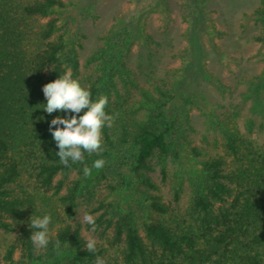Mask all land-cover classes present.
<instances>
[{
    "label": "trees",
    "instance_id": "1",
    "mask_svg": "<svg viewBox=\"0 0 264 264\" xmlns=\"http://www.w3.org/2000/svg\"><path fill=\"white\" fill-rule=\"evenodd\" d=\"M185 4L198 31L206 0ZM69 6L0 0V264H94L97 255L106 264H264L263 123L249 117L243 131L239 105H223L226 113L205 115L200 133L185 110L193 96L181 97L180 109L175 94L182 84L160 78L159 43L150 36L157 46L136 57L126 46L144 27L126 20L122 30L115 25L100 36L81 64L83 42L69 41L59 16ZM251 18L248 61H264V0ZM68 68L93 101L108 97L114 123L103 129L101 153L85 152L83 162L65 167L49 126L68 113L44 112L42 87ZM249 87L260 103L264 66ZM185 152L197 174L180 167ZM97 159L106 162L102 169L92 167ZM85 213L95 217L94 233ZM44 215L51 216L50 243L37 250L30 217ZM89 235L96 253L87 252Z\"/></svg>",
    "mask_w": 264,
    "mask_h": 264
},
{
    "label": "rangeland",
    "instance_id": "2",
    "mask_svg": "<svg viewBox=\"0 0 264 264\" xmlns=\"http://www.w3.org/2000/svg\"><path fill=\"white\" fill-rule=\"evenodd\" d=\"M63 1L73 3V7L61 10L59 16L62 25L69 29V41L83 42L81 64L91 55L100 36L115 25L116 31L122 30L121 20L135 24V28L144 27L135 29L126 47L137 57L141 49L147 52L149 47L157 46L149 45L147 40L159 43L157 55L164 64L160 78L168 83L174 82L173 78L182 84L175 94V105L180 109L183 102L178 103L179 99L193 96L194 104L185 106V110L200 133L205 115L224 114L225 107L239 105L241 115L236 120L240 128L245 131L247 119L253 117L257 123H263L258 128L259 139L264 136V92L262 101L257 103L249 90L250 80L264 66L261 60L248 61L254 53L250 42L251 14L259 0H206L201 12L205 20L198 31L192 29L196 13L186 7L185 0H161L152 10L147 5L157 0H134V4L131 0ZM168 24L172 30L167 35V28H171ZM82 32L86 38H82ZM150 36L153 40H149ZM182 155L185 163L180 167L193 169L197 174V166L187 162V152ZM8 238L11 240L13 236Z\"/></svg>",
    "mask_w": 264,
    "mask_h": 264
},
{
    "label": "clouds",
    "instance_id": "3",
    "mask_svg": "<svg viewBox=\"0 0 264 264\" xmlns=\"http://www.w3.org/2000/svg\"><path fill=\"white\" fill-rule=\"evenodd\" d=\"M42 92L47 101L44 104V112L49 115L55 112L68 113L67 116H56L50 121L49 126L51 136L59 149L56 155L60 163L68 167L70 161L83 162L85 152L89 155L101 153L103 129L105 126L111 128L114 123V116L108 115L105 111L109 103L108 97L101 95L93 101L91 92L83 87L78 79L73 78L71 68L55 81L45 84ZM105 163L103 159H97L92 167L99 170ZM83 172L87 177L92 174V169L85 166ZM82 220L83 223L91 226L93 233L96 231V220L93 215L85 213ZM50 223V215L30 217L29 226L31 229H36L32 231L30 237L35 249H46L49 245ZM55 247L59 250V241L56 242ZM86 249L89 253H96L97 240L94 236H88ZM94 264H106V261L97 255Z\"/></svg>",
    "mask_w": 264,
    "mask_h": 264
}]
</instances>
